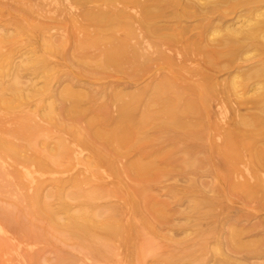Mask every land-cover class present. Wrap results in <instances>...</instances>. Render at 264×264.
<instances>
[{"label": "rangeland", "instance_id": "rangeland-1", "mask_svg": "<svg viewBox=\"0 0 264 264\" xmlns=\"http://www.w3.org/2000/svg\"><path fill=\"white\" fill-rule=\"evenodd\" d=\"M223 2V5L218 4L219 7L215 9L213 22L211 19H208L207 23L202 22V25L205 23L203 29L205 33L207 32L206 35L211 34L208 35L209 38H215L217 35L218 50L226 55H218L222 61H219L218 57L219 65L217 63L216 71H212L218 77L219 85L216 84L218 91L214 93L217 96L212 95L215 100L212 99L211 116L204 118L210 125L209 129L206 128L207 135H201L203 139L197 140V144L195 146V143L191 144L189 148L191 153L194 152L195 155L204 158L210 146L220 144L223 140L236 142L229 147L230 153L233 154L229 160L220 152L216 154L219 156L216 158L220 171L232 170L237 182L241 179V182L244 179L247 181L248 175L252 185L255 179L259 181L262 178V182L259 183L263 186L264 74L256 72V67L259 66V62L264 61V44H260L262 42L258 39L244 40L245 32H241L242 35L231 34L241 37L235 39L233 36L234 40L231 38L229 42L227 40L229 35L225 31L226 26L228 29V26L232 25L231 27L236 26L239 30L245 28L251 33L250 36H258L260 31L262 35L264 27L259 28L260 31L258 28L254 30L252 23L256 10L261 7L264 9V0L250 2L248 0L242 3L241 0H235L234 3L231 0L234 5H226L228 0H222ZM78 13H80L78 7L69 8L50 0H0V33H11L15 27V17H20L31 26L44 28L41 32L23 33L17 43L19 46H23L27 39L34 41L36 35H46L53 39L66 38L75 28L74 21L79 18ZM213 14L211 11V15ZM229 22L231 24H228ZM214 25L217 26L216 35L212 30ZM75 32L83 36L82 32L77 30ZM262 37L264 40V36ZM97 48L95 46L83 50L71 47L69 50L72 53L67 62L79 72L84 68L100 70L94 59L86 66H81L79 60L85 55H97L100 49ZM0 49L7 52L8 48L7 45L0 44ZM154 49L150 47L146 53H153ZM223 53L221 52V55ZM156 54L154 52L151 55ZM10 56L11 60L17 63L24 59L22 51L11 52ZM53 58L57 61L56 57ZM163 61L162 59L152 63L150 72H142L138 80L128 85L125 83L128 82V73L132 71L129 64L125 65L123 72L110 66L103 75L95 72L89 74L95 83L93 88L97 90L91 105L98 110L106 111L105 125L111 126L118 114L119 101L110 98L113 89L127 85L131 91L138 92V89L145 85L150 73L157 72L159 64ZM193 62L192 60L188 62L189 71L184 72L186 76L194 73L193 69L198 66L195 60ZM215 76L213 77L217 79ZM198 77L199 75H195L192 76L193 79L180 83L190 86L192 81H201ZM11 78L7 75L2 79L7 83ZM20 79V87L25 91L29 88L26 91V93L29 91V96L25 102L16 103L13 109L0 105V137L19 145H26L19 160L0 152V264H224L223 262L227 264V261H224L228 259L226 252L229 251V247L237 244H221L211 234L208 244H194L201 237V233L209 229L212 220L218 217L225 219L226 224L220 227L228 231L231 225L235 226V218L251 226L257 224L260 226L259 234L249 237L252 243L249 245L257 249V256H249L248 261L252 264H264V186L262 190L259 189L261 188L258 186L259 183H254L259 189L256 193L250 195L246 191V194L234 196L232 201L216 199L211 206H202L196 211L192 208L199 195L197 189L208 190L211 185H216L218 179L213 176L207 161L199 168L179 167L176 164L182 162L181 158L174 160L172 169L168 172L161 171L157 175H149L152 178L155 175V178L148 183L145 196H142L138 179H135V174L128 167L129 161L138 156L137 154L120 155L116 158L112 156L117 162V170H112L105 165L102 158L96 160L94 150L82 142L88 127L87 121L83 117L72 118L64 113V108L69 107L71 102L56 99L68 83L65 74L55 79L51 87L41 93H31L33 87L42 83L41 78L30 69L20 72ZM50 100L56 103L55 112L51 117L45 114L46 104ZM76 125L83 131L75 133L72 126ZM60 139L68 145L64 152L56 150ZM181 145L187 147L188 144ZM104 151L109 156L110 152L107 149ZM40 157L47 162V167H39L36 163V159ZM23 158H29V161ZM89 193L95 194L93 199ZM209 194L212 195V192ZM33 197H37L38 206L48 203L50 208L57 212L62 223L66 222L64 208L79 211L85 208L83 203L89 199L94 210L103 209L101 216H97L98 219L113 211L111 208L119 210L122 221L121 236L112 239L109 245L90 242L92 244L90 246L88 240H82L68 229L51 224L45 211L42 210L40 214L35 212L30 202ZM158 203H163V212L169 216V222L163 221V217L154 211L155 207L162 206ZM135 206H140V209ZM85 209L90 210L91 207ZM181 213L185 215L187 213L189 219H185L186 216ZM181 224L184 225L180 227ZM199 256L203 257L204 262L199 263L196 260ZM236 256L240 258L241 254ZM172 258L174 262H170Z\"/></svg>", "mask_w": 264, "mask_h": 264}, {"label": "bare ground", "instance_id": "bare-ground-1", "mask_svg": "<svg viewBox=\"0 0 264 264\" xmlns=\"http://www.w3.org/2000/svg\"><path fill=\"white\" fill-rule=\"evenodd\" d=\"M50 1L64 4L69 8H80V13L77 14L79 18L76 19L77 22L74 21L75 28L71 35L66 38L53 39L46 35H36L34 41L27 39V42L25 41L26 43L23 46H19L17 43L20 41V36L23 33L41 32L44 27L31 26L23 18L22 20L20 17H15L14 30L11 33H0V44H5L8 48L7 52L0 49V105L13 109L16 103L25 102L28 98L29 91L28 93L26 91L29 88L25 91L20 87V72L22 71L30 69L41 78L42 85L33 87L31 93L47 91L55 79H59L61 75L65 74L68 83H65L66 85L58 95L59 98L56 99L69 100L71 102L69 107L64 108V113L70 115L72 118L79 119L83 117L87 121L88 127L86 131L84 130V134L86 135L82 142L94 150L96 160L102 158L105 165L112 170H117V162L113 159L114 157L137 154L138 156L129 161L128 167L137 177L135 179H138L142 196H145L148 183L152 182V179L155 178V175L153 178L150 177L152 176L151 174L157 175L161 171L168 172L172 169L174 160L181 158L183 159L182 162L176 164L179 167L189 166L190 168H199L203 166V162L207 161V165L210 166L213 176L218 179V182L215 183L216 185H211L208 190L197 189L196 192H199L201 196L196 194L198 198L196 197V202L194 201L192 208L196 211H199L202 206H211L216 199L223 198L232 201L234 196L246 194V191L251 195L254 192L256 193L257 190L262 189L264 181L263 186L262 183H259V181L262 182V178H259L258 182L256 179L255 181L253 180L254 183H259L258 186H261V188L257 189V184L253 183V186L249 181L250 176L248 175L247 177L249 178L244 176L246 180L248 179L247 181L244 179L241 182V179L237 182L234 179V172L232 170L228 172L220 171L217 159L219 156L216 154L220 152L229 160L231 156L233 157V154L230 153L231 148L229 147L236 142L223 140L220 144L217 143L214 146H210L211 148L205 153L204 158L195 155L194 152L191 153L189 148L191 144L195 143V146L197 140H202L203 136L201 137V135H207L206 131L210 127L208 122L204 121V118L211 116L212 101L215 100L212 95L218 91V89L216 91L218 77L213 73L216 71V67H218L217 63L222 59L218 55L223 56L225 53L221 51L223 53L221 55V52L218 50L219 41L216 38L217 29L215 30L217 26L211 27L216 32L214 33L216 37L214 38L213 35L211 36L213 38H209L208 35L210 33L206 35L207 32L205 33L203 29L205 23L202 25V22H206L208 19H211L212 22L215 20H212L214 17L213 13L216 12L217 7L224 4L222 0H220V3L219 0ZM245 1L241 0V3ZM226 3V5H232L234 2L231 3V0H228ZM218 4L219 6H217ZM257 10L256 15L253 16L255 20H253L252 27L254 30L258 28V31H260L259 28L262 29L264 27V9L261 7ZM211 11L213 15H211ZM228 24H231V22ZM231 26L229 25L228 29L226 26L225 31L229 35V39H227L229 42L233 36L242 35L243 33L241 32H245L244 40L254 41L258 39V41L261 40L262 42L260 44H264V40H262V36H264L263 32L262 35L260 31L258 36H250L251 33L245 28L242 27L239 30L236 26ZM75 30L82 32L83 36L78 35ZM228 31L231 33H228ZM211 33L213 34V32ZM233 33L235 35L231 36ZM237 37L233 38L236 39ZM233 38L232 40H234ZM95 46L96 48H100L97 55H85L79 58V60L81 66H86L89 65L91 59H94L97 66H100V70L84 68L79 72L67 62L72 53L69 48L87 50ZM150 47L155 48L152 52L157 53L156 56L151 55L153 53H146ZM17 51H22L24 55V59L18 63L12 61L10 56L11 52ZM53 57H56L57 61H54L53 59L55 58ZM218 57L219 61H217ZM162 59L164 61L159 64L157 72L153 71L150 73L145 85L140 90L138 89V92H133L128 88L127 85L131 84L134 80H138L142 72H150L152 63ZM191 60L192 62L195 60L198 66L193 69L194 73L186 76L184 72L189 71L187 64ZM259 63V66L256 67V72L264 74V61ZM126 64L132 67V71L128 73V82L125 83L127 85L121 86L120 89L117 86L111 92L110 98L114 101H119L118 114L115 118L113 117V124L107 126L104 124L106 111L98 110V108L91 105V102L96 97L95 95H97V90L93 88L95 83L90 79L89 74L95 72L102 73L101 75H103L110 66H113L117 71L123 72ZM61 72L63 73L60 74ZM7 75L12 78L6 83L2 78ZM195 75H199V80L203 82L192 81L193 83L190 86L181 84L182 81L193 79L192 76ZM213 76L217 77V79ZM188 91L190 94H188ZM214 95L215 97L217 96L216 94ZM55 109L56 103L54 100H50L46 104L45 114L51 117ZM211 126L213 128V125ZM72 127H74L75 133L82 130L77 125ZM228 136L230 135L228 134ZM181 144L188 145H186L187 147H183ZM25 147L26 145H19L9 139L0 137V152L7 156H12L17 160L21 159L22 150ZM67 148L66 142L60 139L56 150L64 152ZM105 149L110 152L109 156L107 155L108 153H105ZM104 154L107 156H103ZM24 160L29 161V158ZM36 160L39 167L45 168L48 166L44 158L40 157ZM248 167L250 168V166ZM237 178L240 179L239 176ZM61 183L63 182L61 181ZM193 186H195V183H193ZM251 186L254 189L256 187V191L252 190ZM211 192L212 195L209 194ZM93 193H89L93 196L91 199L94 198L95 194L93 195ZM247 195L250 196L249 194ZM90 201L89 199L83 203L85 208L91 207L90 210L85 208L79 210L78 208L79 211H70V208H64L66 222L62 223L59 221L57 212L51 209L48 203L38 206L37 197H33L30 200L32 209L38 214L42 210L45 211L48 221L54 226L68 229L74 236H80L82 240H88L89 243L109 245L112 239L121 236L122 233V221L119 210L111 208L113 211L98 219L97 216L103 212V209L100 211L94 210L93 204ZM158 204H162V206L155 207L154 211L163 217V221L169 222V216L163 212V203ZM106 205L108 206V204ZM135 208L140 209V206H135ZM185 216V219L188 220L189 216L187 213ZM222 218L218 217L212 220L209 229L204 230L201 233V237L194 244H208L209 234H211L221 244H237L236 246L229 247V251L226 252L228 259L224 261H227V264L228 262L230 264H252L248 261L249 256H257V249L253 248L252 245L250 247L249 244L252 243L249 237L250 235L259 234V230H261L260 226L258 224L251 226L242 223L240 219L234 217L236 221L234 222L235 226L231 225L228 231L220 227L222 224H226L225 219L223 220ZM183 225L181 224L180 227ZM91 243L90 246H92ZM237 254H241V257L236 256ZM202 258L199 256L198 259L196 257V260L202 263L204 262ZM170 262H174V259L170 260ZM223 263L225 264L226 262Z\"/></svg>", "mask_w": 264, "mask_h": 264}]
</instances>
